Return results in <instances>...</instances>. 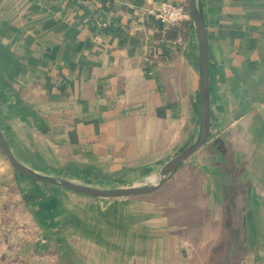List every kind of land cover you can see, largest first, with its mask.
<instances>
[{
	"label": "crops",
	"instance_id": "obj_1",
	"mask_svg": "<svg viewBox=\"0 0 264 264\" xmlns=\"http://www.w3.org/2000/svg\"><path fill=\"white\" fill-rule=\"evenodd\" d=\"M200 2L208 138L151 195L171 183L197 194L210 226L232 236L220 264H264V0ZM148 8L149 0H0V130L19 162L94 188H139L158 184L164 167L196 142L201 96L194 21L187 29H165ZM88 199L21 174L0 147V248L14 247L10 237L30 223L59 248L56 241L76 230L91 233L87 226L97 213L101 228L128 226L119 231L129 234L133 264H167L170 249L187 245L180 232L190 229L167 220L171 199L167 206L148 198ZM118 259L121 264L124 255Z\"/></svg>",
	"mask_w": 264,
	"mask_h": 264
},
{
	"label": "rangeland",
	"instance_id": "obj_2",
	"mask_svg": "<svg viewBox=\"0 0 264 264\" xmlns=\"http://www.w3.org/2000/svg\"><path fill=\"white\" fill-rule=\"evenodd\" d=\"M188 5L191 10L190 4ZM192 22L193 17L191 20L185 21L182 25L186 26L187 29L189 28V24L187 23ZM189 159L190 157L187 160ZM151 194L123 198L86 197L89 198L88 200L90 202L97 201L103 203L114 202L118 200L148 198L150 203H162L166 206L169 205L171 199L173 200L172 203L174 204L175 208H170L169 210L167 209V220L170 224H176L179 226L182 224L186 225L190 231H186L184 233L180 232V236L183 237L185 241H187V245L184 250L175 249L174 247V249H170L169 254L171 257L167 264H220L222 259L227 257L226 255H228L230 248L224 245V241L226 238L227 240H230L232 236L229 233H221V225L210 226L209 220L211 218L208 215V211H204L202 209L203 207H201L203 202L199 203L194 201V199L197 197V194L189 193V191L185 192L183 187L177 188L173 183L166 186L164 193L159 194L160 196L157 195L155 197ZM184 198L186 200H184ZM190 198H192V200H190ZM182 206H184V208H182ZM181 211H185L186 214L182 215ZM128 213L129 212L127 208V219L129 220ZM90 220H93V223L87 227L91 229V233H85L83 236L80 231L76 230L72 235L68 236L70 238H68V240L66 239L67 241L65 239H59V241H56L57 245H61L59 248L51 247L53 241H51L48 234L44 233V230L42 231L43 238L41 239L39 231L37 232V230H35V225L30 223L25 226L26 228H24V232H17L14 235L12 234L13 236L10 237V240H13L12 243L14 247L8 249L0 248V264H83L82 262L85 264V261L87 260H93L91 264H95V261H97L96 264H119L117 263L119 260V254L122 256L124 255V259L121 264H133L130 262V250L127 247L130 240L129 234L128 232L119 231V229H124L128 226L124 224L122 226L116 225L107 226V228H101L99 226L98 213ZM105 228H109V232H105ZM194 228L198 229V231L194 230ZM92 237L99 238L100 242L98 243L97 240L93 241ZM143 238L144 232L139 233V242L143 241ZM108 240H113L115 244L125 246V248L105 250L95 246L97 243L98 245L104 244V242ZM18 242L25 243V246L21 247L22 244H19ZM180 242L181 241H179V243ZM66 244L68 246L71 244L74 246V248L72 250L65 249L64 246ZM171 244L176 245L177 243L172 242ZM144 252L145 250H138L139 255L140 253ZM125 256H129V258H125ZM98 260L100 262H98ZM105 260L106 262H104Z\"/></svg>",
	"mask_w": 264,
	"mask_h": 264
},
{
	"label": "water",
	"instance_id": "obj_3",
	"mask_svg": "<svg viewBox=\"0 0 264 264\" xmlns=\"http://www.w3.org/2000/svg\"><path fill=\"white\" fill-rule=\"evenodd\" d=\"M192 17L196 28L199 44V67H200V96H201V121L200 132L196 142L187 150L180 153L171 160L162 170L160 182L154 186L139 188L100 189L82 184H76L69 180L38 173L19 162L2 131L0 130V147L10 160L13 167L21 174L34 180L58 186L71 192L82 194L93 198H123L132 196H144L157 191L163 186L167 178L172 177L174 170L189 157H191L207 140L209 134L210 119V89H209V66H208V44L205 29V21L200 0H189Z\"/></svg>",
	"mask_w": 264,
	"mask_h": 264
},
{
	"label": "built area",
	"instance_id": "obj_4",
	"mask_svg": "<svg viewBox=\"0 0 264 264\" xmlns=\"http://www.w3.org/2000/svg\"><path fill=\"white\" fill-rule=\"evenodd\" d=\"M148 13L157 19L165 29H171L192 19L188 4L177 5L167 1L157 3L154 0H149Z\"/></svg>",
	"mask_w": 264,
	"mask_h": 264
}]
</instances>
